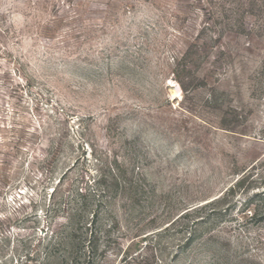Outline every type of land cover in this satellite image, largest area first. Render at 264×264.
<instances>
[{"label": "rangeland", "instance_id": "1", "mask_svg": "<svg viewBox=\"0 0 264 264\" xmlns=\"http://www.w3.org/2000/svg\"><path fill=\"white\" fill-rule=\"evenodd\" d=\"M0 264H264V0H0Z\"/></svg>", "mask_w": 264, "mask_h": 264}, {"label": "trees", "instance_id": "2", "mask_svg": "<svg viewBox=\"0 0 264 264\" xmlns=\"http://www.w3.org/2000/svg\"><path fill=\"white\" fill-rule=\"evenodd\" d=\"M195 210H196V209H195ZM195 210H192V211H195ZM182 217H183V216H182ZM182 217H180V218H182ZM180 218H179V219H180ZM71 222H72V219H71ZM173 224H174V223H173Z\"/></svg>", "mask_w": 264, "mask_h": 264}]
</instances>
